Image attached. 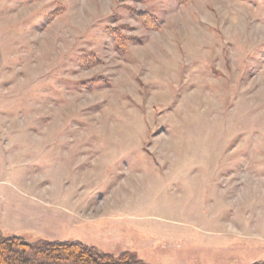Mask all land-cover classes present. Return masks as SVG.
<instances>
[{"label":"rangeland","instance_id":"1","mask_svg":"<svg viewBox=\"0 0 264 264\" xmlns=\"http://www.w3.org/2000/svg\"><path fill=\"white\" fill-rule=\"evenodd\" d=\"M0 230L263 260L264 0H0Z\"/></svg>","mask_w":264,"mask_h":264},{"label":"trees","instance_id":"2","mask_svg":"<svg viewBox=\"0 0 264 264\" xmlns=\"http://www.w3.org/2000/svg\"><path fill=\"white\" fill-rule=\"evenodd\" d=\"M135 14L146 28L156 27V18L148 13ZM0 264H147L130 251L117 255L79 241H60L39 238L29 242L0 230ZM251 264H264L263 260Z\"/></svg>","mask_w":264,"mask_h":264}]
</instances>
